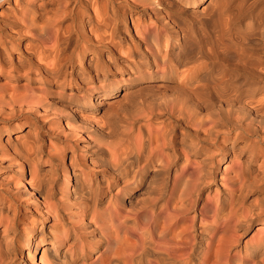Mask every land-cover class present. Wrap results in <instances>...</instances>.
Masks as SVG:
<instances>
[{"label":"bare ground","instance_id":"obj_1","mask_svg":"<svg viewBox=\"0 0 264 264\" xmlns=\"http://www.w3.org/2000/svg\"><path fill=\"white\" fill-rule=\"evenodd\" d=\"M23 249L264 264V0L0 2V264Z\"/></svg>","mask_w":264,"mask_h":264},{"label":"rangeland","instance_id":"obj_2","mask_svg":"<svg viewBox=\"0 0 264 264\" xmlns=\"http://www.w3.org/2000/svg\"><path fill=\"white\" fill-rule=\"evenodd\" d=\"M153 83H155L154 85L157 87L159 84H158V82H153ZM157 83V84H156ZM122 90H119V92H118V95L119 96H117V97H114V98H112V99H106V98H102L101 99V101H104V102H107V101H109V102H112V101H116V100H118L121 96H122ZM136 97H138V98H136ZM116 99V100H115ZM140 99H142L140 96H135V98H134V101H140ZM136 103V102H135ZM138 103V102H137ZM134 104V109H139V108H141V105L140 104ZM112 104H110L109 106L108 105H105V106H102V107H104L103 109H101V110H99V111H97L96 112V117H99L104 111H106V108H108V107H110ZM138 105V106H137ZM108 106V107H107ZM137 107V108H136ZM11 138H12V136H11ZM13 138H14V135H13ZM13 140V139H12ZM3 141H6V138H4V140ZM11 144H13L12 146H16V142H15V140H13V141H11ZM55 145H56V147H58V148H60L61 146H59V145H57L56 143H55ZM45 146H46V148H48V143H47V145L45 144ZM66 153H68V155H70V153L67 151ZM68 157L69 156H67V160H68ZM66 160V161H67ZM16 167H15V170H17V172L19 171V168H20V166L19 165H15ZM68 178V176L66 175L65 177L64 176H60V178H59V184H60V187H62V188H64V186H66V187H70L71 185H72V180L71 181H68V182H66V179ZM152 183V182H151ZM21 185V184H20ZM155 185V183H152V186H154ZM73 186V185H72ZM26 214V215H25ZM29 215H32L31 217L29 216ZM29 216V217H28ZM31 218H33V220H39L38 219V217L33 213V211H31V210H26L25 211V213H24V215L22 214V219L25 221V222H29V220H32ZM76 219L78 218V217H75ZM27 219V220H26ZM76 219H72L73 221L74 220H76ZM78 220V219H77ZM76 220V221H77ZM75 221V222H76ZM72 222V221H71ZM48 227V226H47ZM47 227H45L44 229H45V232L47 233V231L48 230H50V229H47ZM65 229H67V227L65 228ZM247 237V236H246ZM48 240H50V237L48 236V235H45V237L43 238V241H44V244H45V248H46V246L48 247L49 245H48ZM88 240V239H87ZM68 243H70V242H68ZM82 245H84V243H82V242H78V243H76V244H74L73 246H72V244H70L69 245V248L67 247V246H65L64 247V249L65 250H69V252H68V255L70 256V255H74V254H76V252L78 253H80V249L82 248ZM54 248V247H53ZM50 252H51V250L50 249H47L46 251H45V253H44V261H43V263L44 264H51V261H52V253L50 254ZM41 254H42V252H41V250L39 251V252H37L36 254H35V258H32L31 256H29L28 258H27V251L26 250H24L23 249V251H22V253H21V255H19V256H17L16 258H15V263L14 264H24V263H28V261L30 262L32 259H37V261L39 260V258H40V256H41ZM65 261H68V258H67V260H65ZM80 261H82L81 259H78L77 260V263L79 264V263H81ZM87 261V262H86ZM86 261H83V262H85V264L86 263H88V262H90L89 261V259H86ZM11 264H13V263H11Z\"/></svg>","mask_w":264,"mask_h":264},{"label":"clouds","instance_id":"obj_3","mask_svg":"<svg viewBox=\"0 0 264 264\" xmlns=\"http://www.w3.org/2000/svg\"><path fill=\"white\" fill-rule=\"evenodd\" d=\"M0 2H2V0H0Z\"/></svg>","mask_w":264,"mask_h":264}]
</instances>
